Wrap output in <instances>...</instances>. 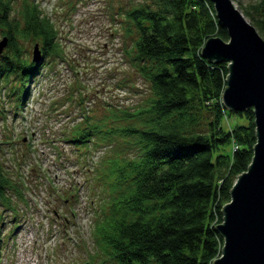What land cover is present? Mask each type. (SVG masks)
<instances>
[{
	"label": "trees",
	"instance_id": "trees-1",
	"mask_svg": "<svg viewBox=\"0 0 264 264\" xmlns=\"http://www.w3.org/2000/svg\"><path fill=\"white\" fill-rule=\"evenodd\" d=\"M13 1L0 0V29L9 37L0 59V86L19 81L11 94L22 93L15 103L22 108L26 86L47 61L37 65L24 56L21 41H40L44 59L59 55L60 44L55 24L35 0H23L21 18L12 16ZM216 14L211 0H152L127 11L124 30L131 44L124 51L148 82L150 99L137 113L121 111L119 121L126 126L86 118L85 125L63 135L81 154L86 150L77 147L90 144V151L122 135L138 146L134 158L113 159L130 170L134 182L119 195L110 191V211L96 228L102 251L115 264H213L221 255L224 238L217 225L234 182L248 169L257 138L253 109L231 111L221 100L228 63L202 54L209 38L229 40ZM246 14L264 38V0ZM199 112L210 115L203 128L196 124ZM232 117L234 122L228 120ZM100 127L103 134L95 137ZM21 185L0 161V203L15 215L13 196L25 200ZM1 220L3 215L0 260Z\"/></svg>",
	"mask_w": 264,
	"mask_h": 264
},
{
	"label": "rangeland",
	"instance_id": "rangeland-1",
	"mask_svg": "<svg viewBox=\"0 0 264 264\" xmlns=\"http://www.w3.org/2000/svg\"><path fill=\"white\" fill-rule=\"evenodd\" d=\"M35 1L58 30L59 55L43 60L47 64L26 86L24 107L15 104L22 93L11 94L19 81L0 86V161L25 188V200L13 196L18 215L0 203V264H115L102 251L96 228L110 211L111 193L119 195L134 182L130 170L113 159L134 158L138 146L122 135L90 151V144L77 147L87 151L81 154L62 138L76 125H85L86 118L126 126L119 121L121 111L137 113L150 99L148 82L125 54L131 37L124 29L126 12L152 0ZM230 1L254 25L246 8L260 0ZM22 2L13 1L14 18H21ZM2 35L0 29V40ZM36 43L41 42L21 41L30 60ZM197 117L203 128L210 115L199 112ZM102 134L100 127L95 137Z\"/></svg>",
	"mask_w": 264,
	"mask_h": 264
},
{
	"label": "water",
	"instance_id": "water-1",
	"mask_svg": "<svg viewBox=\"0 0 264 264\" xmlns=\"http://www.w3.org/2000/svg\"><path fill=\"white\" fill-rule=\"evenodd\" d=\"M229 41L211 37L202 54L211 62L228 63L223 104L231 111L253 109L256 143L248 169L240 173L231 199L222 209L217 230L224 238L221 257L213 264H264V38L230 0H211ZM9 37L0 40V57ZM32 61L42 64L41 45L34 44Z\"/></svg>",
	"mask_w": 264,
	"mask_h": 264
}]
</instances>
